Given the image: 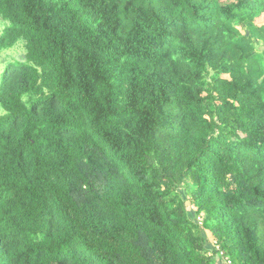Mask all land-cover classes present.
Segmentation results:
<instances>
[{"label": "trees", "instance_id": "obj_1", "mask_svg": "<svg viewBox=\"0 0 264 264\" xmlns=\"http://www.w3.org/2000/svg\"><path fill=\"white\" fill-rule=\"evenodd\" d=\"M260 18L0 0V264H264Z\"/></svg>", "mask_w": 264, "mask_h": 264}, {"label": "rangeland", "instance_id": "obj_2", "mask_svg": "<svg viewBox=\"0 0 264 264\" xmlns=\"http://www.w3.org/2000/svg\"><path fill=\"white\" fill-rule=\"evenodd\" d=\"M256 23L259 24V26H262L264 25V20L263 18L261 19H257L256 20ZM2 26H3V22L2 20H0V33H1V30H2ZM6 26V23L4 25V27ZM24 48L23 46L19 45L18 47H16L15 49L13 50H10V51H7L5 53H3L2 56H0V65H3L5 66V63L7 61H16V60H23L24 58ZM1 76L2 74H0V79H1Z\"/></svg>", "mask_w": 264, "mask_h": 264}, {"label": "clouds", "instance_id": "obj_3", "mask_svg": "<svg viewBox=\"0 0 264 264\" xmlns=\"http://www.w3.org/2000/svg\"><path fill=\"white\" fill-rule=\"evenodd\" d=\"M4 72H5V66L0 65V74H3ZM10 116H11V112L3 105H0V122L8 120Z\"/></svg>", "mask_w": 264, "mask_h": 264}, {"label": "water", "instance_id": "obj_4", "mask_svg": "<svg viewBox=\"0 0 264 264\" xmlns=\"http://www.w3.org/2000/svg\"><path fill=\"white\" fill-rule=\"evenodd\" d=\"M262 49H264V47Z\"/></svg>", "mask_w": 264, "mask_h": 264}]
</instances>
